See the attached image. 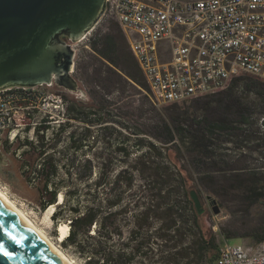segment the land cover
I'll return each mask as SVG.
<instances>
[{
	"label": "trees",
	"instance_id": "1",
	"mask_svg": "<svg viewBox=\"0 0 264 264\" xmlns=\"http://www.w3.org/2000/svg\"><path fill=\"white\" fill-rule=\"evenodd\" d=\"M91 49L92 60L77 66L90 84V99L68 106L70 117L86 125L62 151L65 175L54 154L45 156L39 172L41 209L55 204L53 221L70 224L63 249L83 264H216L223 239L196 206L191 180L207 188L205 180L220 172L246 207L264 205V165L251 167L247 156L257 151L264 163V81L244 73L219 91L173 103L175 111L150 108L144 100L133 108L134 101L121 102L130 86L152 92L120 24L105 19ZM96 124L105 137V149L95 154L97 172L96 159L80 154L96 147ZM112 149L118 157L108 155ZM235 155L240 171L231 170ZM114 162L125 167L115 171ZM135 187L139 192L129 194ZM220 232L264 241V224L251 231L221 226Z\"/></svg>",
	"mask_w": 264,
	"mask_h": 264
},
{
	"label": "built area",
	"instance_id": "2",
	"mask_svg": "<svg viewBox=\"0 0 264 264\" xmlns=\"http://www.w3.org/2000/svg\"><path fill=\"white\" fill-rule=\"evenodd\" d=\"M107 18L126 33L159 102L191 101L244 73L264 81V0H106L98 23L75 42L74 59L81 48H90ZM52 86L0 89V147L19 159L38 153L36 174L44 169L46 155L69 147L74 133L68 126L76 122L68 112L70 99ZM222 239L216 264H264V241Z\"/></svg>",
	"mask_w": 264,
	"mask_h": 264
},
{
	"label": "water",
	"instance_id": "3",
	"mask_svg": "<svg viewBox=\"0 0 264 264\" xmlns=\"http://www.w3.org/2000/svg\"><path fill=\"white\" fill-rule=\"evenodd\" d=\"M105 9L106 0H0V86L54 82L77 90L75 51L71 44L60 48V41L66 36L75 42ZM192 196L203 212L199 193L193 190ZM213 209L220 212L217 204ZM0 264L68 263L0 198Z\"/></svg>",
	"mask_w": 264,
	"mask_h": 264
},
{
	"label": "rangeland",
	"instance_id": "4",
	"mask_svg": "<svg viewBox=\"0 0 264 264\" xmlns=\"http://www.w3.org/2000/svg\"><path fill=\"white\" fill-rule=\"evenodd\" d=\"M63 38L69 44H71V47L73 49L79 47L75 45V42L71 41L66 36H63ZM90 53H92L91 43H90V48H81V51L77 52L76 55L77 58L74 59L75 71L73 72L72 70V75L76 79H78L79 87L77 90L71 91L64 87L58 86L56 83H54V85L50 87V89L53 91L64 93L70 100L77 99V100H82L84 102H88L90 99V94L88 92L90 84H88L87 81L84 80L85 79L84 76L82 77L79 75V73H77V66L79 63H82L84 60H85L84 62L88 61L89 63L92 60V58L90 57ZM127 94H128L127 98H124L121 102L134 101L133 108L139 106V103L144 100L150 108H152L153 105L157 110H160L162 112L176 110L173 107V103L159 102L154 98L152 93L148 92L145 89H142L139 85L130 86ZM69 125H72L71 131H76L77 133H79L82 127H84L86 124L84 122L76 121V122H71L70 124H68V126ZM101 128L102 126L100 124H96L93 126V130H94L93 136L98 140L96 147L93 150L94 153L87 151L86 153H88V155H83L82 152H80L83 158L92 157L96 159V161L94 162V164L96 165L95 168L96 172L99 169V162L95 154L97 152H101V151L103 152V150L105 149V137H102ZM124 132L128 133L129 135H131L132 133L127 129H125ZM132 136L133 138L135 137L134 134H132ZM129 145L132 146V143H130ZM0 150L2 151V157H3V160H0V186L10 195V197H12L16 201V203L27 213V215L37 225H39L52 240H54L62 248V250L76 264H83L80 258H78L70 251H65L61 245V241L63 239H61L59 236L60 234L59 228L62 223H68V222L55 223L51 217L52 214L48 213L49 207L46 210H42L40 207V202L42 198L39 192V187L43 185L44 181L42 176L38 174L39 179H37V182L35 183L32 182V178L37 176L36 173H33V171L35 170V168L33 167L36 165L37 161H39L38 153L33 151L28 152L25 153L23 159H19L13 153L1 147ZM63 150L64 149L60 148L59 150L56 151L55 153L56 159L64 160V158H60L62 157ZM113 151L114 149H112L111 151L107 150V152L109 153L108 155L109 156L114 155L115 157H118L119 154H117V152L114 153ZM135 155H137V153L136 154L134 153V156ZM258 155L259 153L257 151L248 153L247 156H251V158H249V163L251 167L253 166L260 167L264 165V163H261L259 160H256ZM59 163H60V168H59L60 173L62 175H65L66 169L62 167V162L60 160ZM242 164L243 163L240 161L237 155H235V159L230 161V165L232 168L231 170L240 171L241 170L240 167L242 166ZM112 166L114 167L115 171H118L121 168L125 167V164L122 162H117V163L114 162V165ZM26 171H29V173H26ZM96 174L97 173H94V176H96ZM138 182H140V179ZM191 184H192V189L196 190L200 195L202 206L204 208L203 217L205 219H211L213 221L214 230L217 232L219 237L222 238V234L220 232L221 226H225L226 229L229 230L251 231L252 227L264 224V205L257 204L246 207L247 202L241 199L240 197L241 192L239 191V189H236L235 187L231 186L229 184V181H227V179H225L220 172H215L213 174V178L211 179L209 178L205 180V185H208L207 188H205L204 185H199L198 183H194L192 180H191ZM134 192H139L138 187H135V189H133L129 194H133ZM63 198H64L63 193H59L58 203H62ZM80 200H81L80 205L81 207H83L84 204L86 203L85 202L86 199L84 197H81ZM214 200H216V203H214ZM215 204H217L220 207L219 213L214 212L213 207ZM55 209H56V205H55ZM228 240L230 243H237L244 241L249 244L257 243L253 237H249V236L244 238L229 237Z\"/></svg>",
	"mask_w": 264,
	"mask_h": 264
},
{
	"label": "bare ground",
	"instance_id": "5",
	"mask_svg": "<svg viewBox=\"0 0 264 264\" xmlns=\"http://www.w3.org/2000/svg\"><path fill=\"white\" fill-rule=\"evenodd\" d=\"M94 24L92 28L95 26ZM91 29V28H90ZM89 29V30H90ZM88 30V31H89ZM85 35V34H84ZM84 35H82L80 38L75 39V42L79 41ZM73 38V37H72ZM74 39V38H73ZM69 43L65 40L62 39L60 41V48L67 46ZM73 49V48H72ZM74 55L73 54V60H74ZM74 62L71 65V68L74 66ZM73 69H71L72 72ZM57 73L53 71V75H56ZM42 84H48V85H54V82L51 83H42ZM41 85V84H38ZM11 86H19V85H13V84H4L0 86V89L11 87ZM0 198L28 225L30 226L41 238L42 240L51 247V249L56 252L59 256L64 258L68 264H76L63 250L62 248L54 241L52 240L45 232L44 230L37 225L28 215L27 213L16 203V201L10 197V195L0 186ZM62 198V195H61ZM55 209V204L51 205L49 207V214H52V212ZM47 217V216H46ZM70 230V224L69 223H62L59 228V236L61 239H63L67 234L68 231Z\"/></svg>",
	"mask_w": 264,
	"mask_h": 264
},
{
	"label": "flooded vegetation",
	"instance_id": "6",
	"mask_svg": "<svg viewBox=\"0 0 264 264\" xmlns=\"http://www.w3.org/2000/svg\"><path fill=\"white\" fill-rule=\"evenodd\" d=\"M0 160H3L2 151L0 150Z\"/></svg>",
	"mask_w": 264,
	"mask_h": 264
},
{
	"label": "snow or ice",
	"instance_id": "7",
	"mask_svg": "<svg viewBox=\"0 0 264 264\" xmlns=\"http://www.w3.org/2000/svg\"><path fill=\"white\" fill-rule=\"evenodd\" d=\"M4 254H5V255H9V253H7V252H5Z\"/></svg>",
	"mask_w": 264,
	"mask_h": 264
}]
</instances>
